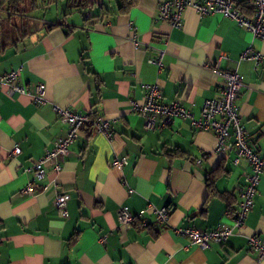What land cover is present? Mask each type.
<instances>
[{
    "label": "crops",
    "instance_id": "obj_1",
    "mask_svg": "<svg viewBox=\"0 0 264 264\" xmlns=\"http://www.w3.org/2000/svg\"><path fill=\"white\" fill-rule=\"evenodd\" d=\"M162 1L135 0L120 10L121 0H4L0 73L20 69L29 92L0 86V264H264L247 242L253 233L264 237V171L243 227L223 244H191L174 228L231 222L250 166L243 158L235 164L232 150L214 152L213 132L190 119L148 130L130 110V100L143 97L141 85L158 83L164 101L177 100L199 117L203 101L220 95V78L204 64L237 69L241 122L264 157V62L237 61L250 45L264 53V36L190 7L173 27L157 18ZM248 8L239 10L249 16ZM40 82L41 105L31 97ZM52 103L117 120L111 137L83 127L60 171L47 163L34 181L33 160L66 132ZM122 158L123 166L113 164ZM29 182L34 187L25 193ZM59 192L69 194L67 217L54 205ZM123 205L142 212L147 225L120 224ZM163 207L170 210L166 226L153 213Z\"/></svg>",
    "mask_w": 264,
    "mask_h": 264
},
{
    "label": "built area",
    "instance_id": "obj_2",
    "mask_svg": "<svg viewBox=\"0 0 264 264\" xmlns=\"http://www.w3.org/2000/svg\"><path fill=\"white\" fill-rule=\"evenodd\" d=\"M246 1L250 7L249 16L241 13L235 6L234 0H166L158 5L157 18L168 21L173 27H178L182 23L183 11L190 7L199 16L217 13L224 18L232 19L240 27L246 29L253 38H263L264 0ZM161 54L162 51H160L158 64H160ZM241 60H251L255 66H259L264 62V53L250 45L244 49L237 61ZM204 67L220 78L218 82L220 95L203 101L199 117H195L177 100L164 101L162 89L158 83L141 85L144 88L142 99L130 100L131 112L144 119L145 129L163 128L174 124L176 120L190 119L196 128L213 132L216 137L214 152L227 153L232 150L235 164L243 158L250 166V171L244 174V184L240 188L238 208L231 222H221L212 229L174 228L176 233L185 236L189 243L196 244L200 248L207 247L210 243L223 244L237 229L243 227L246 215L254 203L259 177L264 171V157H261L249 145L247 133L240 118L237 100L243 86L242 75L237 69L232 71L221 70L218 64L205 63ZM19 75L20 69H11L5 73H0V86L6 85L9 94L28 93L27 87L19 83ZM45 88V84L41 82L35 86L31 95L34 103L40 105L46 103ZM52 110L66 125V132L64 135L56 137L52 147L46 149L40 158L33 160L29 169L33 172L34 181L45 176L47 163H52L55 173L60 171L61 161L68 155L70 145L79 137L83 127L91 125L97 132L111 137L113 134L111 125L117 120L116 118L105 119L101 116L93 118L89 112H77L55 103H52ZM20 150L19 146H14L12 154H19ZM126 160V158L115 160L113 164L123 166ZM33 187V182H29L22 191L30 193ZM68 200L69 194L65 192L57 193L54 198V205L63 217L68 216ZM153 213L156 224L163 226L168 224L170 217L168 208H155ZM118 220L120 224L125 226H131L137 220L141 226H146L148 223L142 212L134 213L126 205L120 207ZM247 242L258 259L264 257L263 236L257 233L250 234L247 236Z\"/></svg>",
    "mask_w": 264,
    "mask_h": 264
},
{
    "label": "trees",
    "instance_id": "obj_3",
    "mask_svg": "<svg viewBox=\"0 0 264 264\" xmlns=\"http://www.w3.org/2000/svg\"><path fill=\"white\" fill-rule=\"evenodd\" d=\"M134 1H135V0H121L120 10H123V9L127 8L126 4L128 3V6H129V5H131ZM3 3H4V0H0V10L4 9V8L2 7ZM8 4H9V2H8ZM235 6H236L238 9L242 10V11H244L245 9H248V10H249V8H248V4H247V1H246V0H244V3H243V5H242L241 7H239L238 5H235ZM243 9H244V10H243ZM6 10H9V9H6ZM0 22H1V19H0ZM3 31H4V27H3L2 24L0 23V35H2V32H3ZM4 44H5V42H4V38H0V46L3 47ZM208 181H209V179H208Z\"/></svg>",
    "mask_w": 264,
    "mask_h": 264
}]
</instances>
